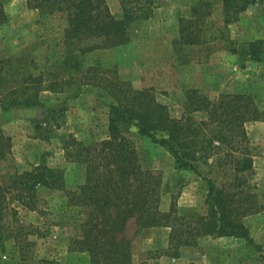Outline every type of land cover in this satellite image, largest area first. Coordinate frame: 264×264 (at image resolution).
I'll return each mask as SVG.
<instances>
[{
  "label": "rangeland",
  "instance_id": "1",
  "mask_svg": "<svg viewBox=\"0 0 264 264\" xmlns=\"http://www.w3.org/2000/svg\"><path fill=\"white\" fill-rule=\"evenodd\" d=\"M1 1L9 20L0 25V56L9 62L0 74V98L7 92L22 95L27 87L33 90L34 86L27 81L29 68L37 69L36 62L41 60L58 29L54 23L47 25L38 9L27 6V0ZM106 1L112 12L122 13L120 0ZM222 2L156 0L150 18L132 22L128 43L98 48L72 58L66 53V60L68 65L78 61L80 67L116 68L119 77L130 81L135 88H153L157 99L167 104L174 117L180 115L185 91L190 87L200 88L210 97L222 92L250 93L264 110V5L258 4L264 0L251 4L228 24L215 16L216 8L222 9ZM201 13L204 14L200 22L203 39L193 45L181 42L179 19L198 18ZM209 27L219 31L216 40H209L205 35ZM255 40L263 41L256 47L259 54L251 52L250 44ZM68 68L59 64L50 74L45 69L44 77L46 80L47 77L54 80L59 74L67 77ZM72 73L80 72L76 68ZM54 88L40 91L41 104L37 106L5 107L7 104L0 101V135L9 137L11 144L8 153L0 150L1 187L9 186L16 173L45 164L52 170L63 171L66 187L75 190L85 178V165L69 155L65 146L73 137L86 142L107 138L109 103L114 99L105 88L78 83H64ZM38 121L44 122L39 132H54L49 139L37 137ZM246 129L254 166L243 174L247 177L248 189L257 193L261 208L243 217V221L264 247V119L246 123ZM125 130L137 146L144 167L163 176L161 207L164 210H169L175 202L180 212L188 216L197 208L204 211L207 207L205 178L211 177L221 184L235 176L230 165L220 163L230 150L224 144L205 158L207 162H200L198 175L179 168L167 147L141 134L136 125H125ZM158 136L166 133L159 131ZM215 144L219 145V141ZM8 196V206L14 209L8 211L5 219L0 264H91L88 253L73 250V239L83 233L86 210L70 204L66 190L39 186L34 209L17 201L14 193ZM170 232V227L163 226L138 231L135 219H131L126 233L133 237L135 259L146 258L149 263L156 257L171 255L174 249ZM196 242L179 248L186 264H219L221 250L227 252L228 258L238 261L247 251L246 241L240 237L205 235ZM171 256V264H179Z\"/></svg>",
  "mask_w": 264,
  "mask_h": 264
},
{
  "label": "trees",
  "instance_id": "2",
  "mask_svg": "<svg viewBox=\"0 0 264 264\" xmlns=\"http://www.w3.org/2000/svg\"><path fill=\"white\" fill-rule=\"evenodd\" d=\"M258 0H223L215 16L225 24L237 19L238 14ZM122 13L112 12L106 0H27V6L40 11L41 19L56 25L57 31L41 55L37 69L30 67L27 87L22 95L7 92L0 101L7 106H37L41 104L40 91L52 89L64 83L70 85L92 84L103 87L114 101L109 103L108 136L90 142L72 138L67 151L75 160L85 165V178L77 189H68L64 172L39 164L15 174L5 188L0 186V247L4 248L6 217L9 210V194L23 205L36 207L37 188L46 186L66 190L68 202L86 210L83 233L73 239V250L89 254L91 264H149L146 259L136 260L133 237L126 228L135 219L137 230L149 227H170V243L174 257L180 256L179 248L194 245L205 235L244 238L246 252L235 261L227 252L219 254V264H264V247L252 236L243 217L258 211L256 192L250 191L243 174L254 166V156L247 143L246 123L264 119V110L250 93H225L214 97L197 87L187 88L181 113L172 116L167 104L160 102L153 88H135L130 81L119 77L116 68L100 65L80 67L78 61L69 64L68 57L87 54L98 48L128 43L130 26L138 19H148L154 14L156 0H120ZM220 8V10H219ZM220 12H219V11ZM210 13V12H209ZM198 18L179 19L180 41L193 45L203 39ZM9 20L4 2L0 0V25ZM56 29V28H55ZM219 31L209 27L206 36L216 40ZM251 42V52L259 54L257 45ZM76 60V59H75ZM9 59L0 56V74L4 73ZM52 63V64H50ZM49 64V65H48ZM67 65V77L59 74L56 79L44 77V70L54 73L58 65ZM33 68V69H32ZM79 69L80 73H72ZM39 69V70H38ZM49 112L53 110H48ZM43 121H38L37 137L49 139L53 134H43ZM134 124L139 132L167 147L179 168L192 170L200 175V162L222 144L230 150L221 164L230 165L235 176L221 184L211 177L205 178L206 209H194L191 214L181 213L173 202L169 210L161 207L163 176L160 172L144 167L134 141L126 134L125 125ZM166 136H158V132ZM9 137L0 135V150L7 153L11 147ZM219 141V145L215 141ZM221 159V158H220ZM220 161V160H219ZM245 185V188H244ZM15 191V192H14Z\"/></svg>",
  "mask_w": 264,
  "mask_h": 264
},
{
  "label": "crops",
  "instance_id": "3",
  "mask_svg": "<svg viewBox=\"0 0 264 264\" xmlns=\"http://www.w3.org/2000/svg\"><path fill=\"white\" fill-rule=\"evenodd\" d=\"M259 4V6L261 7L262 5H264V3H262V4H260V3H258ZM257 4V5H258ZM111 8V7H110ZM117 11H119V9L118 10H116L115 12H117ZM114 13V12H113ZM155 14H156V12H155ZM227 237V236H226ZM188 252V251H187ZM170 258H172L173 259V257L171 256V255H169V254H166V255H162L161 257H156L155 259H153L151 262H149V264H171V262H170ZM146 259V258H145ZM174 259H177L176 261H178V263L179 264H184L185 262H186V258H184V257H182V255L180 256V257H178V258H175L174 257ZM186 264V263H185ZM187 264H189V263H187Z\"/></svg>",
  "mask_w": 264,
  "mask_h": 264
}]
</instances>
